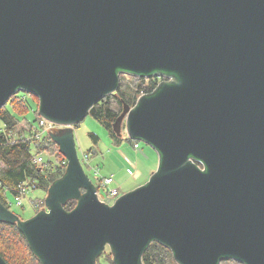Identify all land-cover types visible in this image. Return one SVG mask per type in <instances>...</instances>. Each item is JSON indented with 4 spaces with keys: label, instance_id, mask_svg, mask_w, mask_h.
I'll return each instance as SVG.
<instances>
[{
    "label": "water",
    "instance_id": "obj_1",
    "mask_svg": "<svg viewBox=\"0 0 264 264\" xmlns=\"http://www.w3.org/2000/svg\"><path fill=\"white\" fill-rule=\"evenodd\" d=\"M121 73L163 78L112 123L158 165L109 205L73 127ZM18 91L63 126L45 208L21 219L0 201L41 264H96L106 246L114 264H143L153 241L177 264H264V0H0V107Z\"/></svg>",
    "mask_w": 264,
    "mask_h": 264
},
{
    "label": "trees",
    "instance_id": "obj_2",
    "mask_svg": "<svg viewBox=\"0 0 264 264\" xmlns=\"http://www.w3.org/2000/svg\"><path fill=\"white\" fill-rule=\"evenodd\" d=\"M159 82L160 79L158 77H150L144 85L140 83L137 88H134L131 94L124 91L119 83V87L114 94L107 95L98 101L94 118L106 128L115 142L122 141L123 135H125L122 134L121 137H118L112 131V123L122 109V102L130 106L133 105L141 91L149 93ZM28 95L36 102L35 115L36 120H38L40 117L37 112L38 98L31 94ZM110 96L117 97L116 105L119 107L118 110L116 108L113 109L109 104L107 99ZM25 101V98L18 96L16 93L10 96L7 102L0 107V120L3 122V129L0 132V162L2 163L0 183L3 185L0 186V201L8 208L9 204L6 200L4 187H7L14 196L13 188L17 184L27 180L35 182V188L47 191L50 184L63 175L66 166L65 164H61L62 161H65V158L58 152V146L51 140L49 135H45L38 140L30 133L28 135H31V137H22L21 134L16 132L20 121L17 120L14 113L19 114L18 109L20 108L22 111L20 113L27 110ZM7 105L10 106L11 112L6 108ZM13 133H16V135L13 136ZM90 135L94 141L97 140L96 135ZM125 138L130 141L126 135ZM41 143H46L44 146L48 147L47 151L54 150V152H50L55 153L56 157H50L52 159L45 158V162L42 165L35 166L31 163L32 156L35 153H40V151H46L39 149ZM75 205V200H68L63 207L65 210L70 211ZM0 255L6 264H41L31 251L24 235L19 231L17 226L3 221L0 222ZM100 257L101 255L97 257L96 264H103ZM109 257L107 255L106 259H110ZM142 262L143 264H176L172 259L170 250L157 241H153L147 246L142 255ZM111 263L114 264L112 261ZM219 264L243 263L234 259H224Z\"/></svg>",
    "mask_w": 264,
    "mask_h": 264
},
{
    "label": "rangeland",
    "instance_id": "obj_3",
    "mask_svg": "<svg viewBox=\"0 0 264 264\" xmlns=\"http://www.w3.org/2000/svg\"><path fill=\"white\" fill-rule=\"evenodd\" d=\"M119 77L121 88L128 94H131L132 91H134V88H137L140 83L144 85L148 81V78H139L126 73H121ZM17 94L18 96L25 98L27 110L20 113L22 112L20 108L18 109L19 114L14 113L17 120L20 121V124L17 125L16 132L18 134H26L28 132L29 125L40 130V126L37 123L35 115V100H33L28 93L24 91H18ZM107 100L113 109L116 108L118 110L119 107L116 105L117 97L110 96ZM6 108L10 112L12 111L9 105H7ZM2 129L3 122L0 120V132ZM50 131L55 133L58 130L53 129ZM73 134L77 155L79 159L82 160L86 175L93 183L96 184L98 180H101L104 177L112 176L113 183L109 186V188L116 187L119 188L121 193H125L129 189L134 187L136 188V186L143 184V182L146 183L149 179L150 175H144L141 178L142 181H139L141 179H132L131 176L128 175L127 169L130 164L128 163L127 158L135 162V149L133 148V143L130 142L133 140L130 139V141H128L124 137L122 138V141L115 142L106 128L96 118H94V115L88 114L82 121L76 124L75 127H73ZM90 134L96 135L97 140L94 141ZM136 141L140 148H147L149 149L148 151L151 150L153 152V150L144 142L140 140ZM44 145H46V143H41L39 145L40 150H46L40 151V155L43 159H52L50 157H56L55 153H52L54 150L51 149L50 151L52 152L47 151L48 147H45ZM120 152L124 155H121ZM84 155L87 156L86 160H84ZM136 160H138V156H136ZM1 168L2 163L0 162V169ZM100 193L104 196V190L102 188L100 189ZM5 196L9 204V209L21 218L27 219L45 208L44 201L47 196V191L40 188L30 190L22 198L21 206L16 205L14 196L9 190L6 191ZM33 203L35 207L33 206ZM107 255L110 256V259L108 260L106 259ZM100 260L103 264H112V255L108 246L105 247V251L101 254ZM174 263L176 262L174 261Z\"/></svg>",
    "mask_w": 264,
    "mask_h": 264
},
{
    "label": "built area",
    "instance_id": "obj_4",
    "mask_svg": "<svg viewBox=\"0 0 264 264\" xmlns=\"http://www.w3.org/2000/svg\"><path fill=\"white\" fill-rule=\"evenodd\" d=\"M162 80H163V78L160 81H162ZM146 93H148V92L141 91L139 96L146 94ZM37 123L40 126V130H38V128H33L31 125H29L28 132L26 134L22 133L21 136L22 137L23 136L24 137H27V136L31 137V135H33L34 138L39 140L41 137H43L45 135H49V133L51 132L50 130H53V129L56 130L60 127H63L62 125L53 123V122H51V121H49V120H47L41 116L37 120ZM29 133L31 134L30 136L28 135ZM12 135L15 136L16 133H13ZM86 157L87 156L84 155V160H86ZM44 162H45V159H43V157L40 155V153H35L31 158V163L35 166L42 165ZM61 164L62 165L65 164L67 166V160L65 159V161H62ZM66 166H65V168H66ZM64 171H65V169H64ZM112 183H113V177L112 176L104 177L101 180H98L96 184L94 183L97 187L96 193H97L98 198L101 201L108 203L109 205H112L113 202L123 194L119 191V188H116V187L109 188V186ZM0 186H3V185L0 183ZM35 187H36L35 182H29L27 180L17 184L13 188L14 200L16 202V205L21 206L22 205V198L24 197V195L27 192H29L30 190L36 189ZM101 188L104 190V196H102L100 193ZM8 190L9 189H7V187H4L5 193ZM33 206H34V203H33Z\"/></svg>",
    "mask_w": 264,
    "mask_h": 264
},
{
    "label": "crops",
    "instance_id": "obj_5",
    "mask_svg": "<svg viewBox=\"0 0 264 264\" xmlns=\"http://www.w3.org/2000/svg\"><path fill=\"white\" fill-rule=\"evenodd\" d=\"M60 128H63V127H60ZM60 128H58V129H60ZM123 137H125V135H123ZM130 142L133 143V148L135 149V152H134L135 162L133 160H130L129 158H127V161L130 164V166H128L127 173H128V175L131 176L132 179H138L139 180L144 175H150L157 168L156 166L158 165V154L149 145L148 146L153 150V152L151 150L148 151L149 149H147V148L146 149L140 148L139 144L137 143L136 140H133ZM120 153H121V155H124L122 152H120ZM136 156H138V160H136ZM148 163H151V164H148ZM139 181H142V179ZM144 183L145 182H143V184ZM138 186H136V187H138ZM134 188H132V189H134ZM132 189L127 190V192L132 190Z\"/></svg>",
    "mask_w": 264,
    "mask_h": 264
},
{
    "label": "flooded vegetation",
    "instance_id": "obj_6",
    "mask_svg": "<svg viewBox=\"0 0 264 264\" xmlns=\"http://www.w3.org/2000/svg\"><path fill=\"white\" fill-rule=\"evenodd\" d=\"M159 79L161 80L162 78H161V77H159Z\"/></svg>",
    "mask_w": 264,
    "mask_h": 264
}]
</instances>
